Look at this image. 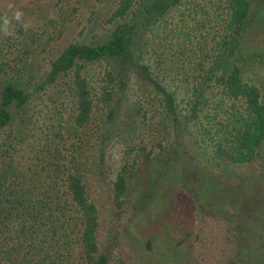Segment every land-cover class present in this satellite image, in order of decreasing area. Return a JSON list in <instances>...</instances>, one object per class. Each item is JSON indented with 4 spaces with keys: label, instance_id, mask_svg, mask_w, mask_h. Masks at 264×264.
<instances>
[{
    "label": "trees",
    "instance_id": "obj_1",
    "mask_svg": "<svg viewBox=\"0 0 264 264\" xmlns=\"http://www.w3.org/2000/svg\"><path fill=\"white\" fill-rule=\"evenodd\" d=\"M190 1L109 0L111 29L71 42L49 63L34 92L59 82L70 87L76 104L68 127L70 160L61 157L62 132L45 157L16 154L27 141L22 114L33 96L16 81L3 84L0 130L7 134L0 143V264H140L124 244V230L134 216L130 179L146 182L151 153L141 147L146 162L140 170L137 161H128L115 181L103 178L96 188L90 182L94 173L84 169L79 156V143L94 137V123L99 146L133 135L137 123L147 119L132 95L136 84L159 98L162 117L176 137L192 132L205 172L236 179L263 174L264 77L249 75L260 71L258 59L242 50L248 33L260 27L258 10L253 0H225L229 21L213 58L195 62L193 78L179 81L186 76L178 75L166 54H158L152 34L176 14L185 22L183 8ZM98 153L103 159V150ZM153 246L149 238L147 251ZM177 246L187 247L190 264H231L240 237L223 218L196 216Z\"/></svg>",
    "mask_w": 264,
    "mask_h": 264
},
{
    "label": "rangeland",
    "instance_id": "obj_2",
    "mask_svg": "<svg viewBox=\"0 0 264 264\" xmlns=\"http://www.w3.org/2000/svg\"><path fill=\"white\" fill-rule=\"evenodd\" d=\"M111 2L0 0V17L7 15L11 21L5 34L0 20V89L6 82L16 81L33 96L22 114L28 123L24 131L27 141L16 154L30 155L32 159L45 157L53 144L51 140L62 132L61 157L71 159L73 142L68 127L76 104L70 87L59 82L35 93V84L47 72L49 63L71 42L104 35L111 29L110 13L107 14ZM252 2L258 10L260 27L248 33L242 41V50L246 56L257 57L256 68L260 71H251L249 75L257 72L258 78L260 74L264 77V0ZM17 9L23 11L20 21L12 19ZM183 12L185 22L179 21L180 14H176L152 34L158 54H166L177 67L178 75L186 76L179 77V81L193 78L195 62L213 58L216 43L225 35L229 21L225 0H192ZM175 27L181 29L176 32ZM99 71L96 68L94 73ZM132 95L134 101L141 102L147 115L146 120L137 123L133 135H119L98 146L94 123V137L83 145L79 143L82 165L87 172L94 173L90 178L93 188L103 178L110 184L115 181L128 161H137L136 169L140 170L142 162H146L140 154L141 147L151 153L146 182L130 179L134 216L124 230V244L136 254L140 264H190L187 247H178L177 242L196 216L220 217L240 237L239 252L231 264H264V171L259 177L243 179L205 172L192 132L175 136L162 117L159 98L151 89L136 84ZM6 134L0 130V143ZM100 149L103 159L98 153ZM260 161L264 166V147ZM149 238L154 245L152 252L146 249Z\"/></svg>",
    "mask_w": 264,
    "mask_h": 264
},
{
    "label": "clouds",
    "instance_id": "obj_3",
    "mask_svg": "<svg viewBox=\"0 0 264 264\" xmlns=\"http://www.w3.org/2000/svg\"><path fill=\"white\" fill-rule=\"evenodd\" d=\"M23 17V11L22 10H15L12 14V19H15L16 21H20L21 18ZM0 20L3 21V25H2V30L4 31L5 34H8V26L10 24V18L5 15L3 17H0Z\"/></svg>",
    "mask_w": 264,
    "mask_h": 264
}]
</instances>
